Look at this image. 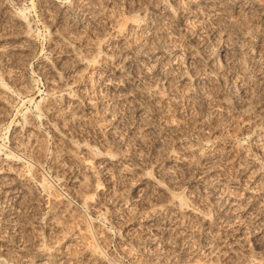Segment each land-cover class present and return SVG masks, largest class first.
<instances>
[{
    "label": "rangeland",
    "instance_id": "rangeland-1",
    "mask_svg": "<svg viewBox=\"0 0 264 264\" xmlns=\"http://www.w3.org/2000/svg\"><path fill=\"white\" fill-rule=\"evenodd\" d=\"M0 264H264V0H0Z\"/></svg>",
    "mask_w": 264,
    "mask_h": 264
},
{
    "label": "bare ground",
    "instance_id": "bare-ground-1",
    "mask_svg": "<svg viewBox=\"0 0 264 264\" xmlns=\"http://www.w3.org/2000/svg\"><path fill=\"white\" fill-rule=\"evenodd\" d=\"M129 23L131 24V22H129ZM127 25H128V24H127ZM128 26H129V25H128ZM128 26H127V27H128ZM132 26H133V25H132ZM125 28H126V27H125ZM130 28H131V27H130ZM130 28L128 29L129 31L131 30ZM133 28H134V26H133ZM123 30H124V29H123ZM129 31H127V33H128ZM117 32H118V31H117ZM125 33H126V32H124L123 35H125ZM13 164H14V163H13ZM5 170H6V169H5ZM9 171H10V170H9ZM3 172H4V171H3ZM10 172H11V171H10ZM4 173H5V172H4ZM6 173H7V172H6ZM8 174H10V173H8ZM6 176H7V175H6Z\"/></svg>",
    "mask_w": 264,
    "mask_h": 264
}]
</instances>
